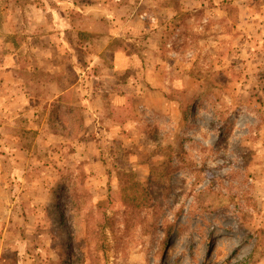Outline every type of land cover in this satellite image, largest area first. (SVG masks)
<instances>
[{
    "label": "rangeland",
    "instance_id": "374dc122",
    "mask_svg": "<svg viewBox=\"0 0 264 264\" xmlns=\"http://www.w3.org/2000/svg\"><path fill=\"white\" fill-rule=\"evenodd\" d=\"M23 1L0 16L69 10ZM94 1L132 96L7 120L25 161L0 144V264H264V0Z\"/></svg>",
    "mask_w": 264,
    "mask_h": 264
},
{
    "label": "crops",
    "instance_id": "0c3cea01",
    "mask_svg": "<svg viewBox=\"0 0 264 264\" xmlns=\"http://www.w3.org/2000/svg\"><path fill=\"white\" fill-rule=\"evenodd\" d=\"M62 2L69 10L59 16L51 13L48 17L46 11L39 10L32 19L28 9L21 7L7 11L5 17L0 16V133L3 135L9 128L7 120L16 117H25L30 122L27 130H35L34 119L46 116L54 100L75 101L82 108L83 117H97L107 110L108 102L113 107L131 95L125 91L131 89L130 81L119 83L109 75L112 65L117 68L115 62H127L130 57L123 50L108 48L116 36L108 20L106 29L100 30L101 4L94 0ZM104 17L112 16L105 14ZM79 32L86 33L88 40L80 39ZM104 61L111 66H104ZM119 65L126 69L124 64ZM91 73L99 78L93 74V77L85 76ZM51 76L56 78L54 83ZM11 138V142L9 137L0 139V144L6 141L7 146L15 148L12 152L15 155L3 159L13 165L23 164L25 160H18V136ZM26 153L28 161L29 149ZM0 176L4 174L0 172Z\"/></svg>",
    "mask_w": 264,
    "mask_h": 264
},
{
    "label": "trees",
    "instance_id": "16d2710c",
    "mask_svg": "<svg viewBox=\"0 0 264 264\" xmlns=\"http://www.w3.org/2000/svg\"><path fill=\"white\" fill-rule=\"evenodd\" d=\"M79 38L82 39V36L86 35V33L83 32H79ZM67 112L73 114V113H77L78 109L76 107L73 106H69L68 108L66 107ZM54 112V111H53ZM56 112V110H55Z\"/></svg>",
    "mask_w": 264,
    "mask_h": 264
}]
</instances>
